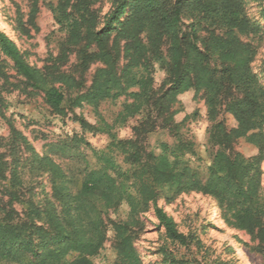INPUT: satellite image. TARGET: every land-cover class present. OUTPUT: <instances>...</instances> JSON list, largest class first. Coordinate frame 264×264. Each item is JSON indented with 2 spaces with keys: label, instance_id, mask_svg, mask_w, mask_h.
Instances as JSON below:
<instances>
[{
  "label": "trees",
  "instance_id": "obj_1",
  "mask_svg": "<svg viewBox=\"0 0 264 264\" xmlns=\"http://www.w3.org/2000/svg\"><path fill=\"white\" fill-rule=\"evenodd\" d=\"M54 1L50 9L65 40L58 56L42 68L30 66L0 29V52L25 85L42 95L53 114L82 129L108 134L113 126L100 119L95 127L82 110L88 106L96 116L101 102L125 95L131 102L122 106L116 123L140 116L141 133L153 131L159 123L175 142L161 143V152L155 155L137 139L110 134L102 151L84 141L99 167L85 171L75 193L55 162L36 156L35 169L50 177L52 200L44 205L29 202L30 212L23 220L12 208L0 206V264H92L106 239L105 214L123 203L130 209V220L112 223L117 264H143L134 246L133 227L135 217L151 205L166 237L185 244L173 220L157 207L165 188L198 192L224 203L232 225L264 244L263 155L226 152L238 139L262 145L264 86L252 69L256 47L249 38L264 35V0H253L260 6L258 20L248 14L245 0H113L103 16L92 0ZM36 14L34 2L28 19L32 29ZM72 52L82 71L95 62L101 64L85 91L75 76L63 70ZM155 64L165 73L158 90L153 87ZM189 94L193 101L203 100L211 124L208 141L217 147L206 180L182 161L192 153V143L178 137L190 115L180 121L176 116ZM223 115H230L234 126L227 127L220 119ZM12 133L15 139L20 137L13 128ZM3 172L0 166V175ZM5 196L8 204L23 203L17 193ZM168 259L170 264H197L184 257Z\"/></svg>",
  "mask_w": 264,
  "mask_h": 264
},
{
  "label": "rangeland",
  "instance_id": "obj_2",
  "mask_svg": "<svg viewBox=\"0 0 264 264\" xmlns=\"http://www.w3.org/2000/svg\"><path fill=\"white\" fill-rule=\"evenodd\" d=\"M92 1L101 16L108 12L113 2ZM245 1L248 14L258 20V3ZM34 2L37 3L36 28L32 29L28 19ZM51 4L55 5V1L0 0V29L14 42L32 67L42 68L49 63L50 58L57 57L60 45L65 40L64 31L59 29L53 18ZM261 23L264 25V21ZM249 40L256 47L252 69L264 86V35L260 39L250 37ZM121 64L122 60L119 66ZM100 66L99 62H95L82 71L78 66L76 52H72L63 70L75 76L82 84V91H85ZM153 78V87L158 90L165 79V73L157 64L154 65ZM130 102L125 95L115 101L105 100L99 104L96 116L92 108L84 107L82 113L90 124L97 127L101 119L113 127L109 134L82 129L78 123L53 114L43 103L42 95L32 92L25 85L24 80L15 72L13 63L0 52V166L4 171L0 175V206L3 204L6 209L12 208L18 218L23 220L30 212L29 202L44 205L46 200H52L50 177L43 169H35L36 156H47L55 162L66 174V184L71 192L75 193L81 186L85 171L99 167L90 148L104 150L111 141L110 134L121 140L137 139L139 145L142 142L144 149L155 155L160 154L161 143L172 146L175 137L168 129H162L159 123H155L153 131L141 133L137 129L140 127V116L129 119L125 124L115 122L122 106ZM177 107L174 106L175 109ZM185 114L190 116L178 137L192 143V153L184 155L182 161L200 179L206 180L207 169L217 147L208 141L211 124L207 120L203 100L198 97L193 101L192 94L185 96L183 111L176 119L180 121ZM220 119L227 127L234 126L230 115H223ZM142 126L141 130H144L145 126ZM12 128L19 134L18 139L14 138ZM262 132L260 147L245 139H238L226 152L244 157L261 152L264 188V128ZM84 141L90 148L84 146ZM5 192L17 193L23 203L8 204ZM157 207L162 208L173 220L185 244L166 237L151 205L147 212L135 217L136 225L133 227L134 246L143 264H170L168 256L184 257L197 264H264V244H260L255 235L232 225L224 203L198 192H177L165 188ZM104 219L106 239L98 255L92 258V264H117L112 223L130 220V209L123 203L116 209L108 210Z\"/></svg>",
  "mask_w": 264,
  "mask_h": 264
}]
</instances>
